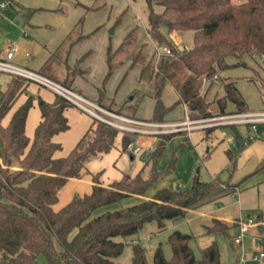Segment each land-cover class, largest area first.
Instances as JSON below:
<instances>
[{
  "label": "trees",
  "instance_id": "trees-1",
  "mask_svg": "<svg viewBox=\"0 0 264 264\" xmlns=\"http://www.w3.org/2000/svg\"><path fill=\"white\" fill-rule=\"evenodd\" d=\"M148 7L147 34L157 43L171 47L173 55L155 52L143 62L139 87L132 90L133 99L116 103L105 96L104 83L115 68L113 55L128 42L127 33L119 48L107 52L108 68L99 87L98 103L117 113L134 117L143 95L155 101L151 120L161 121L177 103L187 106L190 118H202L214 114L210 105L213 101L217 113L246 110L245 103L235 81L222 77L223 94L216 100L208 99L201 91L204 79L211 80L216 71L230 65L240 64L245 57L264 55V0H145ZM86 9L92 5L84 6ZM83 16L78 20L81 22ZM166 23H163V21ZM78 25L68 32L62 46L53 51V57L63 59L61 50L67 53L78 40L94 32L74 34ZM172 32L181 35L189 32L191 41L186 50H180L169 37ZM235 61L228 62V58ZM141 59V58H140ZM139 59L132 58V62ZM49 74L47 70H41ZM78 69L68 71L67 77ZM69 85L67 77L59 79ZM24 78L13 76L0 91V264H30L37 255L44 256L46 264H120L115 258L122 252L125 238L138 232L148 221L154 220L158 229L165 227L167 220L183 218L188 209L233 194L239 183H231L229 175H215L210 180H201L195 174L186 187L157 189L150 198L141 199L116 209H104L123 197L144 195L163 170L157 161L166 143L174 133L157 135L153 148L145 159L144 166L135 174L123 172L119 179L103 184L100 171L90 173L93 181L89 191L73 196L65 205L53 209L58 191L69 178H79L86 172V162L101 153L108 152L120 135L122 151H129L133 133L123 131L96 117L75 145L64 156L55 157L54 152L61 144L53 135L69 127L64 110L73 103L57 94L52 102L38 99L41 120L36 125L32 139L25 134L28 109L35 98L27 99L12 113L6 125L2 117L12 106L24 85ZM28 81V80H25ZM170 83L178 99L166 106L161 99V90ZM264 87V79L261 82ZM234 105L227 109L228 103ZM217 127V126H216ZM214 127L204 130L207 134ZM230 164L234 155L228 150ZM175 157L172 154L168 167ZM264 166V158L259 168ZM147 168V171L145 169ZM145 171V173H143ZM257 214V219H260ZM236 223H225L213 218L206 225V233L228 234ZM264 229V226H262ZM262 230V229H261ZM191 235L173 230L168 235L171 256L166 258L160 245L153 251L154 264H222L216 240L201 250L199 258L190 247ZM231 245L234 246L231 238ZM145 264L144 248L132 245L131 261L128 264ZM231 264H237L236 257Z\"/></svg>",
  "mask_w": 264,
  "mask_h": 264
},
{
  "label": "rangeland",
  "instance_id": "rangeland-1",
  "mask_svg": "<svg viewBox=\"0 0 264 264\" xmlns=\"http://www.w3.org/2000/svg\"><path fill=\"white\" fill-rule=\"evenodd\" d=\"M49 0H18L17 3H45ZM51 1V0H50ZM62 8H76L80 11L79 16H83L80 24L74 31V34L79 32L90 33L94 32L87 38H97L100 34H104L105 38L111 44H114L120 39L122 42L125 35L129 33L127 43H124L120 51H116L113 55L115 68L123 66L128 59L138 58L142 62L149 60L152 57L154 48L151 40L146 32L148 7L145 0H56ZM6 2V1H5ZM78 2V3H77ZM82 4L92 5L91 8H85ZM79 17V18H80ZM22 17L15 7L7 4L0 8V45L9 40L16 42V36H23ZM112 29V32H110ZM169 37L174 41L176 46H189L191 36L189 32L184 34H176L172 32ZM154 41V40H153ZM0 46V47H1ZM181 49V47H179ZM183 50V49H182ZM186 50V49H185ZM156 57V56H155ZM141 58V59H140ZM235 59L230 57L228 62H234ZM222 77L230 78L235 81V85L241 94V100L245 103L247 109L261 110L264 109V87L261 82L264 79V55L255 57H245L240 64H233L229 67L216 71ZM223 80L220 77L219 81L203 80L201 91L207 93V98L216 100L218 96L223 94ZM136 85V84H135ZM135 87H139V84ZM141 88V87H139ZM211 112L217 114V108L213 101L210 105ZM234 105L228 103L227 109H233ZM106 109V108H105ZM109 110V109H108ZM98 113H102L98 111ZM103 114V113H102ZM184 114L181 116L183 118ZM213 125L211 127H214ZM257 137L250 141L245 131V126L236 125L235 129L229 125L220 126L209 137H203L204 130L194 129L191 131L190 140L185 145L184 150L193 148V151H188L191 155L192 164H181L179 167H168L171 158V148L169 151L163 150V154L157 161V168L163 170L159 177L144 193L151 195L157 185L162 182H172V187L180 185L186 187L191 183L192 177L197 174L201 180H210L215 175H229L232 182L239 183V189L234 194H229L222 203L214 202L208 208L188 211L185 216L179 220L165 221V227L158 229L154 220L146 222L137 233L125 238L117 237L116 239L124 242L122 252L115 258L120 264H128L131 261L132 245L139 243L144 248L145 264L153 263V251L160 245L163 254L166 258L171 256V247L168 243V235L173 230H179L183 233L191 235L190 247L194 256L199 258L201 250L216 240L220 260L222 264H231L236 255L237 248L231 245V238L235 233V227L230 229L228 234H212L206 233V225L211 224L212 217L222 216L231 218L235 215L245 217L247 214L256 215L261 213V222L264 225V166L259 168L262 157L264 156V124H259ZM223 132V133H222ZM236 132L239 134L238 137ZM238 141L239 146L231 145L229 141ZM228 150L236 156L233 165L230 164ZM176 154L177 148L173 149ZM182 151V150H181ZM142 159V158H141ZM90 160V159H89ZM123 162L124 168L122 171L130 172L134 169L135 160L126 158ZM119 164L121 161L118 162ZM106 171L110 169V165L105 164ZM146 171V169H145ZM143 171V173H145ZM175 174L173 175V172ZM187 173V175L185 174ZM187 179V180H186ZM72 179L64 184L58 191V199L52 205L53 209H58L65 205L73 196L82 195L89 191L90 186L86 181ZM133 197H123L120 200L108 205L110 209L120 208L133 203ZM211 211H210V210ZM210 211V212H209ZM235 224V220L232 222ZM256 233V234H253ZM249 234L261 237L264 243V232L258 229L249 230ZM245 244L247 247L252 246L253 239L246 238ZM30 264H46L44 256L37 255L33 258Z\"/></svg>",
  "mask_w": 264,
  "mask_h": 264
},
{
  "label": "crops",
  "instance_id": "crops-1",
  "mask_svg": "<svg viewBox=\"0 0 264 264\" xmlns=\"http://www.w3.org/2000/svg\"><path fill=\"white\" fill-rule=\"evenodd\" d=\"M1 1H6L7 4L11 5L12 7H15V10L19 12L22 17V21L24 22L22 30L23 36L17 35L15 39L16 42L14 40H9L4 44V47L0 45V58L5 56L9 44L13 42L17 45V50L13 56V61L23 67L37 71L48 78L53 79V77L51 76H56L59 79H63L64 77L66 78L68 76V71L78 69L79 71L75 72V74L71 75V77H67L68 79H70V81L68 82L69 85H64L60 81H57L55 79L53 80L68 88H71L72 90L76 91L88 100L100 105L98 103L99 87L102 84V81L108 68L107 52L113 53L117 48H119L121 44L120 39L114 44H111L102 33L97 38L84 37L78 40L69 48L67 53L65 52V49L59 52L61 57H65L66 64H68V67L66 68L63 59L58 60L57 58L53 57L52 53L54 50H56V48L59 49L60 46H62V42L68 32L72 30L74 26L79 25L78 20L80 17V11H77L76 8H69L68 10L62 8L59 5L60 3L56 0H49L45 3L39 2L36 4L21 3L20 5L17 3L18 0H0V2ZM82 5L89 6L86 4ZM4 6H0V8L2 9ZM81 33L83 32L81 31ZM147 35L151 40V43L153 44L155 41H153L149 34ZM173 42L175 43V40ZM142 64L143 62L141 60L132 62V59H128L123 66H118L117 68H114L112 73L109 75L106 82L104 83L105 96L113 98L116 103L124 102L126 99H133L132 90L138 83L137 80L140 76ZM41 70H47L49 74H45ZM12 77L13 76L10 74L0 72V91L7 86ZM28 95H33L35 98L32 101V106L28 109L24 129L25 134L30 139H32L35 127L41 120V114L37 98L40 97L44 101L52 102L56 96V92L52 89L39 85L32 81L24 80L22 90L18 93L10 109L2 117L1 123L3 125H6L8 123L14 110L27 99ZM161 99L166 106L172 105L178 99V94L170 83H165L163 85L161 90ZM154 103L155 101L152 97L148 95H143L140 98L138 107L134 114V118L151 120ZM184 106L185 104L183 102L177 103L164 115V118L161 121L164 122L181 119V116L184 114ZM64 115L67 118L69 127L66 130L59 131L52 137L54 141L59 142L61 144V148L54 152L55 157L64 156L69 152V150L75 145L78 139L86 131L93 117V115L77 107L75 104H73L72 106H68L64 110ZM216 126H214V129L211 130L208 134L204 130L208 127L200 128L197 130H204L202 132L203 137H209L215 131V129L219 128L220 126L227 125ZM229 126L235 129L236 125ZM243 126H245L246 128L245 131L247 132L248 137L249 127L246 125ZM258 131L259 128L257 132ZM257 132L255 138L258 136ZM236 134L238 137H240L237 132ZM190 136L191 132L189 136L186 135L185 132H177L174 133V135L166 143L164 151H169V149L171 148V156L172 154H174L175 157L174 163L171 166L172 168L174 167L177 169L181 164V161H183V164H188V166H191L192 160L189 152L193 151V148L189 150H184V152L183 149H185V147L181 148V145H185L188 142L191 143ZM136 138V144L132 147H129V151H122L120 135H118L116 137L114 146L108 152H104L95 157H92L86 162V172L81 177L69 178L66 183L72 179H76L75 181L84 179L91 188L93 181L91 180L90 173H96L100 171L99 180L103 184H107L121 177L122 173L124 172L122 171L124 168L123 162L126 161V158H130V160H135L136 162L134 169H132V171L128 173H137L144 166L145 159L152 150L157 135L137 134ZM229 143L231 145L239 146L237 140L235 142L230 140ZM168 147L170 148L167 149ZM175 148H177L176 154L174 153L175 151H172ZM233 155L234 159L236 160L235 154ZM263 158L264 156L262 157V159ZM159 159L160 158H158V160ZM119 161H121L120 164L118 163ZM105 164L110 165V169L108 171H106V167H104ZM224 172H226V175H223V173L222 177L227 178V171L224 170ZM174 174L175 171L173 172V175ZM185 174L187 175V173ZM175 181V179H172V182ZM172 182H162L160 185H157L153 193L157 189L162 187L177 188L172 187ZM230 182L236 183L232 182L231 180ZM179 187L182 186L179 185ZM153 193L148 196L132 194L127 197H133L130 199H133L134 203L141 199L150 198ZM228 195L229 194L223 195L217 199L208 201L197 208L188 209L187 212L194 211V213H197L199 209H203L205 207L208 208L214 202L222 203V201ZM107 208L109 207H104V209ZM257 214L261 216V213L257 212ZM239 217L243 216L239 214L232 216L231 218H224L218 215L217 217H212V219L218 218L219 220L225 223L231 224L234 220L236 221ZM261 221L262 220L260 217L257 226H253L252 228H250V230L258 229V231L264 232V229L262 227L264 225ZM253 234H249L247 238L250 237L253 239V237L255 236Z\"/></svg>",
  "mask_w": 264,
  "mask_h": 264
},
{
  "label": "built area",
  "instance_id": "built-area-1",
  "mask_svg": "<svg viewBox=\"0 0 264 264\" xmlns=\"http://www.w3.org/2000/svg\"><path fill=\"white\" fill-rule=\"evenodd\" d=\"M6 2L1 1L0 6H4ZM176 45V44H175ZM181 47L180 50H185L186 45L177 46ZM156 58L161 55L171 56L173 51L171 47L163 43H153ZM17 50V45L13 42L5 53V56L0 58V72L10 74L12 76H19L25 80L35 82L39 85L48 87L60 94L75 104L82 110L87 111L94 117L109 123L110 125L118 128L121 132L126 131L133 133L128 147L136 144L137 134H166L185 132L189 136L190 132L194 129L211 127L213 125H246L249 127L248 139L252 140L256 136L259 124H264V109L261 110H241V111H228L223 113L211 114L202 118H190L188 115L187 106H184V116L181 119L173 121H152L138 119L123 115L96 104L80 95L76 91L68 88L43 74L23 67L13 61V56ZM212 81H219V76L214 73ZM206 80V79H204ZM101 111L102 113H98ZM257 214H247L245 217H239L236 223V230L232 237L233 243L237 248L236 260L237 264H264V243L261 237L254 236L253 244L247 248L245 239L249 236V230L258 224Z\"/></svg>",
  "mask_w": 264,
  "mask_h": 264
},
{
  "label": "water",
  "instance_id": "water-1",
  "mask_svg": "<svg viewBox=\"0 0 264 264\" xmlns=\"http://www.w3.org/2000/svg\"><path fill=\"white\" fill-rule=\"evenodd\" d=\"M163 23H166V21L164 20V21H163ZM110 32H112V29H111V31H110ZM178 187H179V185H177V188H178ZM141 264H143V263H141Z\"/></svg>",
  "mask_w": 264,
  "mask_h": 264
}]
</instances>
